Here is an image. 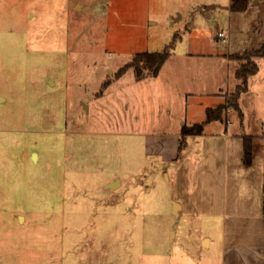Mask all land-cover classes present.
I'll list each match as a JSON object with an SVG mask.
<instances>
[{
    "label": "rangeland",
    "instance_id": "rangeland-1",
    "mask_svg": "<svg viewBox=\"0 0 264 264\" xmlns=\"http://www.w3.org/2000/svg\"><path fill=\"white\" fill-rule=\"evenodd\" d=\"M173 41L172 54H227L237 69L264 45V0L239 12L230 0H0V264H220L219 225L174 213L172 144L147 134L182 113L204 122L240 80L231 74L225 97L181 102L133 68L117 78L137 52ZM253 59L243 121L230 110L213 123L239 135H264V56ZM206 62L202 80L219 85ZM115 175L124 187L107 191Z\"/></svg>",
    "mask_w": 264,
    "mask_h": 264
},
{
    "label": "crops",
    "instance_id": "crops-1",
    "mask_svg": "<svg viewBox=\"0 0 264 264\" xmlns=\"http://www.w3.org/2000/svg\"><path fill=\"white\" fill-rule=\"evenodd\" d=\"M206 61H211L207 65H212L217 75L221 74L220 82L227 85L225 89L220 82L217 86L210 83L209 86L205 85L202 78L210 72L201 65H206ZM218 69L222 72H218ZM235 72L232 58L227 54L209 58L193 53L171 54L155 78L165 81L182 102L212 94L225 97V93L230 92V76L232 73L235 75ZM151 77L154 76L135 79L144 81ZM174 119L177 120L174 130L147 134V138H161L164 143L168 139L172 144L171 156L166 157V160L171 161L174 167V213L177 208L176 215L204 218L211 224L219 225L216 244L220 264H264V171L258 161V157L264 156V135H254L253 160L247 165L243 160V134L230 132L227 120L223 128L213 124V121L207 124L212 125L211 128L205 126L201 135L188 137L187 146L179 156L181 131L186 122L183 113ZM139 121L138 115L137 128ZM124 184V180L115 175L106 181L105 188L117 192L123 189ZM214 240L210 234H205L201 243L209 249Z\"/></svg>",
    "mask_w": 264,
    "mask_h": 264
},
{
    "label": "trees",
    "instance_id": "trees-1",
    "mask_svg": "<svg viewBox=\"0 0 264 264\" xmlns=\"http://www.w3.org/2000/svg\"><path fill=\"white\" fill-rule=\"evenodd\" d=\"M250 0H230L231 11H245L249 7ZM174 41L161 51H139L133 58L126 63L117 72V78L121 77L129 68H133L135 78L141 80L149 76L159 75L163 65L169 59L173 52ZM256 56H264V45L257 49L250 57L245 58L246 62H242L236 69L235 75L240 80L234 91L230 92L226 99L214 106L206 108L207 118L204 122L195 123L191 126L185 125L182 128L179 145V156L187 146V139L191 135H201L204 132L205 126L213 121H225L230 110L237 112L240 122L244 119V113L240 107V98L244 92L248 90V78L258 72L259 67L253 59ZM109 85V82L104 84V88ZM243 160L244 163L250 165L253 160V143L254 136L243 134Z\"/></svg>",
    "mask_w": 264,
    "mask_h": 264
},
{
    "label": "built area",
    "instance_id": "built-area-1",
    "mask_svg": "<svg viewBox=\"0 0 264 264\" xmlns=\"http://www.w3.org/2000/svg\"><path fill=\"white\" fill-rule=\"evenodd\" d=\"M218 38H222L223 40H226L227 39V33L223 32V31L220 32L218 34ZM227 123H228V125H231V121L229 119H227Z\"/></svg>",
    "mask_w": 264,
    "mask_h": 264
},
{
    "label": "water",
    "instance_id": "water-1",
    "mask_svg": "<svg viewBox=\"0 0 264 264\" xmlns=\"http://www.w3.org/2000/svg\"><path fill=\"white\" fill-rule=\"evenodd\" d=\"M20 218H22V216Z\"/></svg>",
    "mask_w": 264,
    "mask_h": 264
}]
</instances>
